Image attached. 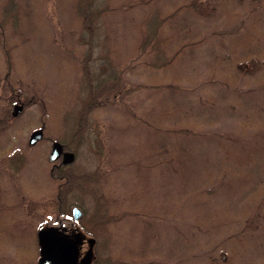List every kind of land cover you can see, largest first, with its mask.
I'll list each match as a JSON object with an SVG mask.
<instances>
[{
  "label": "trees",
  "instance_id": "1",
  "mask_svg": "<svg viewBox=\"0 0 264 264\" xmlns=\"http://www.w3.org/2000/svg\"><path fill=\"white\" fill-rule=\"evenodd\" d=\"M8 2L11 11L0 2V47L9 69L5 29L16 32L27 9ZM134 7L140 14L136 21L130 16L133 48L122 55L113 17ZM61 9L70 11L75 42L85 48L77 64L86 85L64 148L75 154L91 127L90 112L118 93L128 97L130 116L138 102L134 119L145 132L138 142V235L144 237L138 238V264H264V141L256 139L264 140V0H66ZM211 35L224 46L208 50ZM99 41L106 51L98 57L106 63L92 75ZM74 49H68L73 58ZM135 73L138 80L126 85L125 78ZM14 98L10 94L8 100ZM24 100L28 105L34 98ZM224 116L238 128L214 129ZM9 118V108L3 109L0 130L10 125ZM249 128L253 137H245ZM71 163L49 166L56 215H70L73 188L91 191L97 195L93 211L82 208L78 222L95 236L116 217L104 211L106 197L96 192L98 170L78 172ZM24 186L29 198L43 193L40 184ZM18 206L12 196L0 194V249L10 246L19 264H35L37 230L28 235L33 238H19ZM94 260L110 264L113 258Z\"/></svg>",
  "mask_w": 264,
  "mask_h": 264
},
{
  "label": "rangeland",
  "instance_id": "2",
  "mask_svg": "<svg viewBox=\"0 0 264 264\" xmlns=\"http://www.w3.org/2000/svg\"><path fill=\"white\" fill-rule=\"evenodd\" d=\"M15 1H19V6L27 10H23L20 16L16 32L11 33L10 29H5L6 42L11 52L9 69L0 47V116L3 109L9 108L10 114V125L0 130V184L3 187L0 194L12 196L19 204V216L14 221L19 231L17 235L19 238H33L28 236L30 232L54 226L59 234L70 238L84 234L79 243V257L91 247L92 259H97V263L111 255L113 261L110 264H138V238H144L142 233L138 235V142L144 141L145 137V132L134 119V115L138 116V102L133 105V111L136 112L132 116L125 103L128 97L121 96L122 92L113 100L93 109L86 139L79 143L75 151L71 169L78 172L98 170L100 177L96 192L106 197L104 211L116 217L106 223L105 230L92 236L95 242L90 245L87 239L91 235L82 229L79 222L71 215H56L55 183L48 175L52 163L48 160L51 143L53 140L62 142V139L68 138L75 123L76 108L80 98L85 95L86 85L80 79L77 64L85 48L75 42L69 22L70 11L60 10V4L66 8V0ZM4 3L11 11L13 7L7 5L12 3L8 0H4ZM33 6L40 9L41 14ZM138 9L134 7L132 12L117 11L114 14L115 43L120 46L122 55L133 48L132 37L128 35V32L133 31V26H129L130 16H135L136 21L140 14ZM204 26L205 31H211L207 23ZM215 38V35L210 36L206 44L208 50H212L215 44L224 46L220 39L218 41ZM67 46L68 49L70 46L75 48V58ZM104 51L105 45L102 46L101 41L97 42L94 58L101 56ZM102 63H106L105 59L98 57L96 65L91 66L92 75L99 70L97 65ZM125 79L128 85L138 80V74H129ZM199 82L197 80L189 86ZM10 94L15 96L13 102L8 100ZM31 96L34 100L26 105L24 98ZM247 98L251 99V96ZM14 104L22 105L16 115L12 114ZM220 119L214 123V129L225 130L232 125L238 128L233 118L224 116ZM41 123L44 139L29 144L31 131L40 127ZM248 136H251V128L246 131L245 137ZM256 139L259 143L264 141L262 138ZM72 146H76V143L69 145L70 148ZM43 161H48L50 165H45ZM55 162L59 163L58 160ZM27 182L40 184L43 193L29 198L26 194L29 191L24 186ZM24 194L28 199H23ZM95 198L97 195L95 197L89 190L73 188L68 195V202L70 208L79 203L80 209L84 208L90 214ZM148 205L151 206V203ZM167 249V246L163 247V251ZM19 263L12 247L0 249V264Z\"/></svg>",
  "mask_w": 264,
  "mask_h": 264
},
{
  "label": "water",
  "instance_id": "3",
  "mask_svg": "<svg viewBox=\"0 0 264 264\" xmlns=\"http://www.w3.org/2000/svg\"><path fill=\"white\" fill-rule=\"evenodd\" d=\"M22 108V105L15 104L13 106V115H16ZM43 136L42 127H38L31 131L28 142L34 144ZM62 155V162L69 163L74 159V153L71 150H63V144L54 140L51 143L48 160L54 161ZM82 212L79 207H72V218L78 220ZM37 244L39 246V257L36 264H77L79 260V243L82 240V235L77 234L70 238L59 234L54 226L41 228L37 231ZM88 243L92 245L94 238L89 237ZM92 249L91 247L80 258V264H91Z\"/></svg>",
  "mask_w": 264,
  "mask_h": 264
},
{
  "label": "flooded vegetation",
  "instance_id": "4",
  "mask_svg": "<svg viewBox=\"0 0 264 264\" xmlns=\"http://www.w3.org/2000/svg\"><path fill=\"white\" fill-rule=\"evenodd\" d=\"M65 149H69V148H65ZM59 161V162H62L61 160H62V155H60L57 159H56V161ZM80 258L81 257H79L78 259V261H77V264H80ZM91 264H94V259L91 261Z\"/></svg>",
  "mask_w": 264,
  "mask_h": 264
}]
</instances>
